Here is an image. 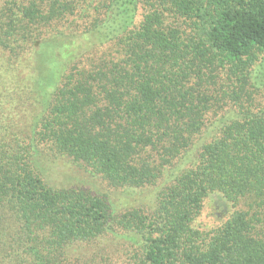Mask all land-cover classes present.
<instances>
[{
    "label": "trees",
    "instance_id": "obj_1",
    "mask_svg": "<svg viewBox=\"0 0 264 264\" xmlns=\"http://www.w3.org/2000/svg\"><path fill=\"white\" fill-rule=\"evenodd\" d=\"M0 264H264V0H0Z\"/></svg>",
    "mask_w": 264,
    "mask_h": 264
},
{
    "label": "rangeland",
    "instance_id": "obj_2",
    "mask_svg": "<svg viewBox=\"0 0 264 264\" xmlns=\"http://www.w3.org/2000/svg\"><path fill=\"white\" fill-rule=\"evenodd\" d=\"M105 51V48L99 50L94 57L100 56ZM86 55V54H85ZM84 59V58H83ZM86 63V60H85ZM49 172L50 177L55 185L57 186H83L87 187L92 191H97L99 193H107L113 199L115 204L120 206H126L128 201L124 200L123 195L118 190L111 188L106 182L98 178H93L88 172H84L81 169L75 168L68 164L63 159H56L49 162ZM147 192H142L140 197H137L138 201L130 200L132 202L141 205L142 202H149L148 195L150 194V189H146ZM151 199V198H149ZM208 208L205 209L204 216L200 218L198 225L204 229H209L216 225L220 221L219 213L213 211L210 204H207ZM216 210V208H215Z\"/></svg>",
    "mask_w": 264,
    "mask_h": 264
}]
</instances>
